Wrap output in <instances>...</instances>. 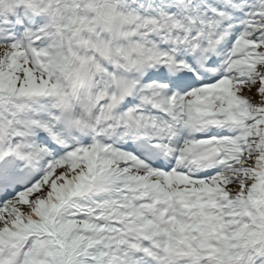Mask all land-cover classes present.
Segmentation results:
<instances>
[{"label": "snow or ice", "instance_id": "snow-or-ice-1", "mask_svg": "<svg viewBox=\"0 0 264 264\" xmlns=\"http://www.w3.org/2000/svg\"><path fill=\"white\" fill-rule=\"evenodd\" d=\"M0 264H264V0H0Z\"/></svg>", "mask_w": 264, "mask_h": 264}]
</instances>
